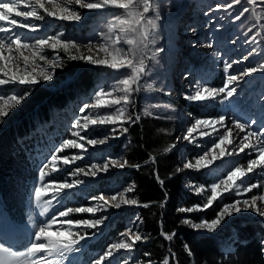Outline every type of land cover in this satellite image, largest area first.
I'll return each instance as SVG.
<instances>
[{
	"label": "snow or ice",
	"instance_id": "snow-or-ice-1",
	"mask_svg": "<svg viewBox=\"0 0 264 264\" xmlns=\"http://www.w3.org/2000/svg\"><path fill=\"white\" fill-rule=\"evenodd\" d=\"M155 0H0V124L4 122V119L9 116L10 111L17 108L25 102L33 94V89L42 82L52 81L57 68L64 67L62 60L57 56L56 60H49L46 55L43 54L45 47L53 50L58 47L65 53H68L70 49H76L80 51L75 41L63 39V34L58 33L46 38H37L34 43H29L25 39H22L21 33L18 29H29L35 32L39 29V25L32 23L29 18L35 20H43L44 16L40 15L39 9L49 16L54 17L60 21L79 22L83 19L82 14L75 8L69 5H78L81 9L88 10H104L113 9L111 12L112 20L108 22L107 29L109 33H115L114 36L108 37L106 43L99 45L100 51L105 52L108 56H111V60L105 59H93L91 55H69L70 60H82L89 64H102L106 65L110 69L117 70L119 72L116 77L117 87L113 91L121 93L119 96H113L112 92L107 91L105 88H100L94 93L95 97H100L102 94L111 99L107 102L96 99L95 104H84L80 109L83 112L89 107L95 108H109L110 112L90 118L88 116L82 117L81 120H76L73 125L78 130L73 132L74 136L79 137L80 140L87 139V143L91 145L104 144L108 139V135L105 134L103 139H90L88 133L93 131V127L97 125H119L121 128V134L128 132V127L124 125L135 124L141 119L139 115L132 116L127 113V107H119L121 104L125 106H131L134 103L132 99L134 92L139 90L140 81L147 75L149 68L145 65L143 57H137V51L140 44L147 39V27H157L156 20L160 19L159 5L156 4L153 7ZM256 5L257 0H228L226 4L216 5L217 9L223 8L225 10L232 9L234 5H241V10L234 14L235 20H240L245 13L252 11L246 5ZM23 5V7H21ZM30 9V10H29ZM122 10V11H120ZM15 12L16 17H23L24 21L18 20L15 17L10 19V14ZM150 12H156L155 18L148 15ZM207 14V13H206ZM261 17L257 16L256 20L259 21ZM194 31V29H193ZM260 35V33H257ZM137 37L139 39H137ZM253 43L255 38L253 37ZM122 45H128L125 48ZM211 47V44L208 45ZM89 52H91V45H86ZM111 49V51H109ZM157 51H164L158 49ZM26 52L28 54H26ZM256 54V49L252 48L249 53L243 57V60H235L226 62L224 65V72L230 73L233 70L235 64H242L244 60H248L250 56ZM155 58V53L153 55ZM38 61H44L47 67H41ZM39 68V71L37 69ZM125 70V71H119ZM264 73V63L258 66L242 67L238 72L233 71L228 74L223 85L219 88L210 87L207 84H199L196 80H193L192 87L193 92L184 96V99L190 102L204 103L207 101L215 100L218 96L223 94L224 100H231L235 96L239 95V85L242 82H246L245 78L251 76L254 73ZM190 73H185V79L188 78ZM3 88H8L9 91H2ZM157 91H163V89H157ZM113 105L118 106L113 108ZM150 107H159V105H151ZM147 111V109H146ZM150 116L159 117L156 113L148 111ZM166 119H173L172 116L163 117ZM226 117L221 115L217 119H205L195 118L193 125L188 129V135L183 139L188 140L190 137L191 142H195L193 133L198 132L200 129H211V133L208 131H199L200 136H211L212 133H217V125L220 127L225 126ZM258 122L255 120L241 121L235 119L233 121V127H227L224 134L219 135L217 140L213 141V148L219 149V154L214 156L213 159H219L224 155H232L233 152L237 154L244 153L249 155L253 153L255 158L249 156L246 168L236 166L230 169L226 178L219 182H213L210 185V195L206 197L203 205H196L194 207L179 208V212H193L203 211L213 205L217 200H222L226 195H241L242 193L251 192L253 189H264V124H261L259 128L253 129V125ZM234 130L236 131L233 135ZM84 135H81V132ZM112 133L117 131L116 127L110 130ZM164 131V130H161ZM240 133L244 135L234 144V140ZM223 145V146H222ZM232 145L233 151H228L227 146ZM176 145H171V148H175ZM84 149L82 143H77L75 140H64L58 147L52 150L50 159L47 157L45 161L38 165V180L39 185L33 186V193L37 204H39L41 198L48 194L49 184H56V189L52 195L50 201L46 203L51 204L52 201L59 203L60 197L63 195V190H70L79 184H82V180H75L72 183L57 182L55 179L46 182L45 178L51 173L61 171L58 167V162L62 161L64 165H68L76 160L83 159L80 155H74L71 159L68 156H58V153L63 152L65 149ZM245 150H249L246 152ZM86 151V150H85ZM207 152L203 156L196 158L195 163L188 162L184 164L185 169L200 170L207 167L211 161H206L205 157ZM150 159L154 158L150 157ZM51 165V173L46 171ZM131 166L139 169L141 165H130L129 161L123 157L118 159L107 160L103 165L92 164L88 172H84V169L77 168L75 173L84 172V175H91L95 177L98 172H108L109 168H121ZM181 171V169H177ZM73 173V174H75ZM249 174L261 176L260 183H246L248 181ZM156 181L160 184L161 188H164L165 181L159 177L158 173H154ZM135 190V182L129 187L125 188L123 192H118L112 195L110 198L104 194L100 196H93V200L103 201V205L96 207H77L66 208L63 211H59L60 217H68L70 213H92L100 211L101 208L110 206L114 209H120L124 206H142L149 207L151 203H140L137 198H128L125 193H132ZM197 194H203L205 187L203 185L197 186L195 189ZM164 201L158 202L160 207L163 208L168 199V193L164 192ZM119 197V199H118ZM257 200L264 201V195H253L243 201L234 200L231 204H225L221 210L216 214L215 218L211 220L202 219L200 222H194L190 218L185 217L181 223L190 226L193 230L204 231L208 234L215 233L218 228L227 217L234 214H240L243 211L252 209L260 217L264 218V210L257 207ZM48 211L47 208L44 209ZM107 217L90 219V220H75L67 219L65 223L72 225H82L85 228L96 229L101 225ZM136 220L139 224H142V219L137 216ZM56 223L55 213H53L47 222H42L38 230L35 231L32 236L33 239L25 246L26 253H19L11 251V246L4 247L0 242V264H60V261L66 257L67 254L80 251L81 241L85 240L86 235H79L75 233L77 238H71L74 234L69 231V239L67 240H53L48 234L52 224ZM162 224V221H161ZM261 225L264 226V220L261 221ZM95 234V233H94ZM161 235L166 240H172L175 233L161 232ZM122 239L110 243L107 245L105 251L98 259L92 261V264H130V254L135 251L138 243L145 242L148 237L145 236L139 229L128 228L124 232L120 233ZM232 244H243L244 241L240 239L238 235L229 238ZM261 245V251L264 253V234H261L259 238ZM185 248L189 255L192 254L191 248L185 245ZM121 253H128V256H121ZM145 256H151V253L145 252ZM23 257V259H21ZM55 257V259H51ZM119 257V259H118ZM170 259H175V253L169 249V257H165L162 264H170ZM147 264H153L152 260H148Z\"/></svg>",
	"mask_w": 264,
	"mask_h": 264
},
{
	"label": "rangeland",
	"instance_id": "rangeland-1",
	"mask_svg": "<svg viewBox=\"0 0 264 264\" xmlns=\"http://www.w3.org/2000/svg\"><path fill=\"white\" fill-rule=\"evenodd\" d=\"M227 2L228 0H155L153 7H155L156 4L159 5L158 11L160 19L156 20L157 27H147V39L140 44L137 51V57H143L149 71L140 81L139 90L133 94L132 99L134 103L131 106H125L123 104L119 106L127 107L126 114H129V110L132 106L138 105V107L141 108L142 116H150L147 113L151 111L158 116L164 117L177 109L172 107V104L170 105L168 103V100L175 99L178 110H180L183 116L181 123L182 127L180 128L177 143H180V146L184 148L189 147V152H191L189 162L194 164L196 158L203 156L205 152L208 153L205 160L211 161L207 167L200 170L185 169V181H187L190 188L194 191L197 186L203 185L206 188V179L209 180L210 185L213 182H219L225 179L227 172L233 168L234 162L228 159L226 155L219 157V159H213L214 156L219 154V149L213 148V141L217 140L219 135L224 134L219 130L217 133H212L211 136H200L199 131H208L211 133V129H200L198 132L192 134L193 137H195V142H191V137L188 140L183 139V137L188 135V129L193 125L195 118L216 119L215 112L218 107L222 105L224 98L223 94H221L215 100L204 103L187 101L184 99V96L193 92L192 83L195 78L188 77L185 80V84L187 85H184V79L182 77H184L187 72L195 76L199 84H207L210 87L219 88L223 85L227 75L231 74L233 71L238 72L242 67L258 66L264 63V0H257L256 5H246L252 9V11L245 13L240 20H235L234 14L241 10V5H234L232 9L228 10L216 8V5L226 4ZM69 6L75 7L83 15V9L79 8L78 5ZM112 11L114 10L84 9V24L65 25L58 23L54 25V35L62 33L63 39L75 41L80 49L79 52H77L76 49H70L68 53H65L59 47L55 50L45 47L43 52L49 60H56L57 56L62 60L64 67L59 68V70L67 75L64 82L75 79L80 80L79 91L73 95L67 111H64L65 113L63 114H56L54 116L53 121L55 128L45 140V149L41 152L40 156L41 163L45 161L46 157L50 159L52 150L58 147L64 140H75L77 143H82L84 145V149L68 148L57 154L61 157L68 156L69 159L74 155L83 157V159L76 160L68 165H64L62 161L58 162V167L62 169L58 172L63 173L64 176H68V180L65 182L72 183L75 180L83 181L82 184L77 185L73 189L63 190V193L83 194L82 196L86 201L82 203L83 206L81 207H96L98 205H103V201L93 200L92 197L104 194L106 197L110 198L118 192H123L125 188L131 185V182L127 179L125 167L123 169L110 167L108 172H98L95 177L84 175V172H88L92 164L103 165L109 158H125L127 141L124 137V133L121 134L122 130L119 125H90V127H93V131L88 133V138L99 140L103 139L105 134H107L108 139L104 144L91 145L87 143V139L80 140L79 137L72 134L78 130L73 127L76 120L79 119L81 123H83L82 117L84 116L95 118L96 116L111 111V109L103 107H89L83 112L80 111L86 103L90 105L95 104L96 99L105 102L111 99V97L103 94L98 98L95 97L94 93L96 91L100 88H105L107 91L112 92L113 96L121 95L120 92L113 91V89L118 86L116 77L119 72L117 70L110 69L102 64H89L82 60H70L68 58L69 55H91L93 59L99 60L107 58L111 60V56L100 51L99 45L106 43L108 37L115 35V33H109L107 29L108 22L112 20ZM148 15L155 18L156 12H150ZM257 16L261 17L259 21L256 20ZM13 17L24 21L23 17H16L15 12L10 14V19ZM44 21V19L38 21L31 20L32 23L39 25V29L35 32L25 29L29 34L28 36H23L22 39H25L29 43H34L35 39L41 38L36 34H40L39 30L43 27ZM257 33H260V35H257ZM253 37L255 38V43L252 42ZM137 39L139 38L137 37ZM209 44H211V47L208 46ZM86 45H91V52H89L88 47H85ZM122 46L125 48L129 47L128 45ZM219 48L222 57L218 61V68L215 72L208 74L210 70L207 69H211L217 61L215 54ZM252 48L256 49V54L250 56L248 60H244L245 62L243 61V65L235 64L233 70H230V73L224 72V65L226 62L243 60V57L246 56ZM158 49H163L164 51H157ZM109 51H111V49H109ZM198 51L201 59L199 64ZM55 52H57V55L54 54ZM154 53L155 58H153ZM26 54L28 53L26 52ZM38 64L41 67H47L44 61H38ZM69 65L70 67H75L72 73L65 72ZM203 66H207V69L202 68ZM95 69L96 71L93 73L92 70ZM37 71H39V68ZM55 73L57 74L56 71ZM56 74H54V76H56ZM208 75L212 76L211 79L213 80L207 79L206 76ZM91 76H93V78L91 79L90 85H88L87 79ZM259 77H262L261 80L264 82V73L262 72L254 73L246 77V79H256ZM54 82L55 77L52 81L42 82L40 84L53 85ZM182 84L184 85L183 88L186 90L185 94H182L183 91L180 90ZM161 88L163 91H157V89ZM2 91L7 92L9 89L3 88ZM151 105H159V107L153 108L150 107ZM115 107L118 106L113 105V108ZM174 114L177 115L178 112L173 113V117H175ZM3 124H9V121L4 120ZM113 127L117 128L115 133L110 131ZM81 135H84L83 131ZM117 145H119L118 148ZM228 147H231V145ZM101 151L104 155L100 154ZM77 168L84 169V172L75 173ZM46 171L51 173V165ZM49 189H54L55 191L56 188L49 185ZM254 195L259 196L264 194ZM125 196L128 198H136L134 192L125 193ZM234 196L233 200L228 204H231L234 200L243 201L248 199L250 201L253 194L245 195V193H242L241 195ZM29 206V218L26 223H32L35 217L33 214V202L31 200ZM136 207L137 206L122 205V207L117 210L112 208L109 204V206L101 208V210L95 214L78 213L79 217L72 218L73 221L80 219L90 220L105 216L107 219L104 220L101 225L97 226L96 229L85 228L75 223L68 225L65 223L67 219H62L59 221V228L49 230L48 234L53 240H67L70 238L68 232L71 231L74 234L71 238L74 239L76 238L75 233L78 232V229H82L79 235L87 231H90L91 234L100 232L103 234L106 243L110 244L118 241V239H122L123 237L120 236V233L124 232L126 229L138 227ZM257 207L264 210V201L257 200ZM247 213H250L252 216H259L255 211L249 209L240 214L227 217L224 221L235 219ZM11 251L14 252V250ZM121 256H128V253H121ZM133 256L134 252H131L129 257L130 264H132L131 258ZM21 259H23V257H21Z\"/></svg>",
	"mask_w": 264,
	"mask_h": 264
},
{
	"label": "trees",
	"instance_id": "trees-1",
	"mask_svg": "<svg viewBox=\"0 0 264 264\" xmlns=\"http://www.w3.org/2000/svg\"><path fill=\"white\" fill-rule=\"evenodd\" d=\"M74 69L75 67L69 65L65 72L72 73ZM66 76L59 70L55 84H59L61 78ZM79 82L78 79L56 89L49 86L36 87L31 97L5 118L10 123L0 124V188H3L5 182L9 185L7 190L13 193L19 188L15 180L29 174L24 154L19 150L18 135L32 131L40 122L46 121L52 108L67 102L69 95L80 85ZM130 113L132 116L141 117L135 124H126L128 132L125 133V137L129 139L127 160L130 165H141L139 169L127 166L132 181L135 182L134 193L140 203L156 202L147 208L140 206L144 231L148 237L143 244L138 245L140 264H147L148 260H152L153 264H162L164 258L169 257V249L175 253V259H170V264H264L259 237L255 235V231L260 229L258 225L249 224L240 228L238 233L244 243L238 244L234 254H226L221 250L216 236H199L190 226L181 223L184 217L178 209L203 205L205 199L192 194L183 197V175L177 171L180 166L177 150H168L177 135V121L175 118L142 116L138 106L131 108ZM154 173H158L165 181L163 189L156 181ZM165 190L168 199L161 208L158 202L164 201ZM220 207V204L214 202L203 213L211 220L215 218ZM201 214L202 212L193 211L188 217L194 222H200ZM228 227L229 223L225 225V233ZM162 231L174 232L175 236L170 241L166 240L161 235ZM185 245L191 248V255ZM145 252L151 253V256H145Z\"/></svg>",
	"mask_w": 264,
	"mask_h": 264
}]
</instances>
